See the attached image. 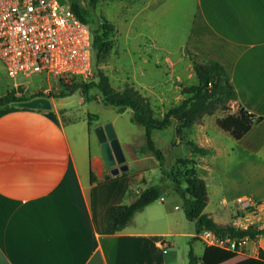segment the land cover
I'll list each match as a JSON object with an SVG mask.
<instances>
[{
	"label": "crops",
	"instance_id": "obj_1",
	"mask_svg": "<svg viewBox=\"0 0 264 264\" xmlns=\"http://www.w3.org/2000/svg\"><path fill=\"white\" fill-rule=\"evenodd\" d=\"M168 1L153 3L166 12ZM175 1L190 23L186 49L226 69L237 96L231 112L243 108L262 117L236 140L221 129L208 134L203 116L192 126L198 145L217 153V140H225L238 164L252 159L264 165V0ZM146 90L149 100L165 96L154 85ZM50 101V110L0 109V264H187V248L176 239L186 236L202 242V254L209 244L182 230L178 206L164 196L122 230L110 229L109 207L133 202L142 188L126 183L127 170L112 175L101 151L87 156L88 119L82 121L86 131L76 125L80 119L64 122L61 107ZM94 122L92 127L102 125ZM259 249L264 251L261 236L243 239L235 256L220 264L257 259Z\"/></svg>",
	"mask_w": 264,
	"mask_h": 264
},
{
	"label": "rangeland",
	"instance_id": "obj_2",
	"mask_svg": "<svg viewBox=\"0 0 264 264\" xmlns=\"http://www.w3.org/2000/svg\"><path fill=\"white\" fill-rule=\"evenodd\" d=\"M69 1L80 5L90 28L100 27L102 23L110 27L105 31V40L110 43L109 50L100 58H93L90 77L57 81L52 78L47 79L44 75H33L13 79L7 76L5 66L0 59V95L14 89V83H21L22 92L24 94L25 90L24 95L27 97L38 92L50 94V98H54L61 107L59 114L64 122L80 119L76 125L83 126L86 131V123L82 121L87 118L91 125L90 134L84 138L87 156L101 151L94 132L98 125L92 127L95 123L92 114L98 116V123L110 124L124 159L121 164L128 167L126 183L140 188L151 184H162L165 187L163 196L173 200L178 206L179 215L183 217V231L196 233L195 225L184 216L180 196L172 189L170 173L176 166L177 158L191 157L196 159L195 174L206 184L208 201L204 208L205 213L211 214L222 224L264 227L263 164L252 159L238 164L240 163L237 159L238 154L229 149L225 140H217L221 141L218 142L221 146L219 152L209 151L201 160L199 159L201 157L193 155L186 145L187 140L196 144L200 140L194 128L186 129L183 136H180L175 130L180 123L174 122L170 127L151 132L155 147L164 155L163 164L160 165L156 157L150 153L134 152L144 142V129L131 121V110L127 108L120 112L113 106H106L100 100L99 91L95 87L87 89L84 87L85 84L97 81V71L100 70L116 90H121L125 85H132L143 95L149 85H154L158 89L157 94L163 92L162 95L165 94L163 99L157 95L150 98L156 117H162L167 109L179 104L178 96L182 86L196 84L197 79L187 57L186 35L190 23L187 22L188 17L183 15V11L178 10V3L169 0L168 5L172 7L169 11L163 12L160 5H154L153 0ZM159 2L161 4V0ZM86 92L91 98L90 101L86 100ZM61 94L65 96L60 97ZM230 105L231 103L229 109H218L214 114L204 116L208 134L216 133L220 129L215 123L216 117L220 118L226 113H234L237 110L235 108L234 112H231ZM176 141H179V144H176ZM119 165L115 166L119 167ZM179 176L183 180L186 173H180ZM135 188L132 189L135 191ZM241 195L250 196L262 207L237 209L235 199ZM261 237L264 244V235ZM176 239L179 247L187 248V252L192 249L195 254H201L203 244L199 239L189 236ZM247 243L252 241L248 240Z\"/></svg>",
	"mask_w": 264,
	"mask_h": 264
},
{
	"label": "trees",
	"instance_id": "obj_3",
	"mask_svg": "<svg viewBox=\"0 0 264 264\" xmlns=\"http://www.w3.org/2000/svg\"><path fill=\"white\" fill-rule=\"evenodd\" d=\"M71 8L88 25V21L81 12L80 5L73 2ZM107 28L110 27H106L104 23L95 29L91 28L94 59L100 58L109 50L110 43L105 40ZM187 56L191 61L197 83L182 86L180 93L184 98L176 106L167 109L162 117L154 115V108L150 100L141 95L137 89L131 85H125L121 90L114 89L110 85L107 76L100 70L97 71V81L84 85L86 89L95 87L99 91L100 100L104 105L113 106L120 112L127 108L131 110V121L144 129V142L134 152L140 154L150 153L156 157L160 165L163 164L164 155L154 145L151 138L152 130L165 129L174 125V122H179L180 125L176 126L175 130L177 135L183 136L185 130L192 128L203 116L212 115L218 109H229V103L237 99L229 75L220 62L213 59H200L191 51H187ZM22 91V88L19 87L0 95V108H13L10 107L11 102L24 101L37 96L51 97L50 94L42 92L27 97ZM17 92L21 94L16 95ZM59 96L63 97L65 95L61 94ZM85 97L87 101L91 99L87 92ZM92 116L95 120L98 119L97 115L92 114ZM261 120L262 117H257L243 108H238L234 113H226L218 118L216 124L218 128L227 132L232 138L239 140L254 124L259 123ZM186 145L190 148L191 153L196 156H205L209 152L189 140L186 141ZM175 164L176 166L173 167L170 173L172 189L180 196L184 215L188 221L195 225L196 234L199 235L202 231H210L220 240L235 241L234 250L215 244L206 245L200 257H197L190 249L187 255V264H220L235 256L236 250L243 239H256L264 235V227H237L233 224L215 222L209 214L204 212L208 201L207 188L204 180L195 174L196 159L194 157L177 158ZM180 173H186L183 180L179 176ZM164 191L165 187L162 184H151L140 189L136 193L133 202L109 207L106 221L110 229L120 231L125 228L135 213L162 197ZM243 264H264V251L259 249L257 259L249 260Z\"/></svg>",
	"mask_w": 264,
	"mask_h": 264
},
{
	"label": "built area",
	"instance_id": "obj_4",
	"mask_svg": "<svg viewBox=\"0 0 264 264\" xmlns=\"http://www.w3.org/2000/svg\"><path fill=\"white\" fill-rule=\"evenodd\" d=\"M72 3L69 0H0V59L8 77L44 75L57 81L90 77L93 70L91 28L72 10ZM21 86L14 83V89ZM235 203L242 210L262 207L248 195L238 196ZM199 237L209 245L235 249L234 240H220L210 231H202Z\"/></svg>",
	"mask_w": 264,
	"mask_h": 264
},
{
	"label": "water",
	"instance_id": "obj_5",
	"mask_svg": "<svg viewBox=\"0 0 264 264\" xmlns=\"http://www.w3.org/2000/svg\"><path fill=\"white\" fill-rule=\"evenodd\" d=\"M207 85V83H205ZM10 107L13 108H26L37 110H50L51 101L47 97L37 96L24 101H14L10 103ZM102 155L104 157L106 165L111 168L110 173L112 175L124 172L127 170V166L121 164L124 159L121 156V150L116 139V135L110 124L98 125L94 129ZM116 164H120L116 167Z\"/></svg>",
	"mask_w": 264,
	"mask_h": 264
}]
</instances>
